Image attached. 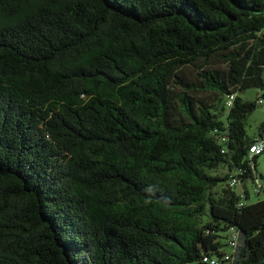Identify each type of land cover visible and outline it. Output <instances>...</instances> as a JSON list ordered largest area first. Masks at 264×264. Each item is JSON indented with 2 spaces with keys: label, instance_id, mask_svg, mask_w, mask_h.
<instances>
[{
  "label": "trees",
  "instance_id": "obj_1",
  "mask_svg": "<svg viewBox=\"0 0 264 264\" xmlns=\"http://www.w3.org/2000/svg\"><path fill=\"white\" fill-rule=\"evenodd\" d=\"M249 87L264 0H0V264H264Z\"/></svg>",
  "mask_w": 264,
  "mask_h": 264
},
{
  "label": "rangeland",
  "instance_id": "obj_2",
  "mask_svg": "<svg viewBox=\"0 0 264 264\" xmlns=\"http://www.w3.org/2000/svg\"><path fill=\"white\" fill-rule=\"evenodd\" d=\"M213 67H218L219 69H223L224 64L223 63H216V64H211ZM193 73L192 68L187 67L184 70V75L186 78H189L191 74ZM261 90L256 88V87H249L244 90H241L238 92V94L244 99V100H254L255 98H261L264 101V97H261ZM210 95L211 94H203V93H197L195 94L196 98L201 99V100H210ZM264 120V111L263 107L261 105H257L256 108L250 113V115L247 117V123L245 126L246 133L249 137H256L259 132V127L261 122ZM226 169H218L217 174H225ZM256 173L257 176L263 181L264 180V152L260 153L257 155L255 158V171H253V174ZM260 180V181H261ZM245 187L249 193V198L247 199L248 202H254L256 200L264 199V192L259 191L256 192V184L253 182L252 178H246L244 180ZM233 190L239 194L242 189V184H236L232 186ZM226 251L228 250L227 248L225 249ZM219 264H230L228 261L224 263Z\"/></svg>",
  "mask_w": 264,
  "mask_h": 264
},
{
  "label": "built area",
  "instance_id": "obj_3",
  "mask_svg": "<svg viewBox=\"0 0 264 264\" xmlns=\"http://www.w3.org/2000/svg\"><path fill=\"white\" fill-rule=\"evenodd\" d=\"M230 99L232 98L233 99V95H230L229 97ZM258 103L259 104H262V100H258ZM231 104V102H228V105ZM225 138H222V140H224ZM222 152H224V148L221 149ZM248 151H249V157L252 158L254 155H257V154H260L264 151V137H261V138H256L255 141H253L249 147H248ZM242 173V170L240 169H237L235 171L232 172V174L229 175V180H228V183L230 186H234L236 184H239L241 182V179L239 177V175ZM253 182L256 184V191L258 189H260V187L262 186V183L260 181V179H258L257 177H255L253 179ZM237 234L238 232H234L233 230H231V239H230V244L232 245L233 247V250L232 252H234V248H235V245H236V239H237ZM231 255V254H230ZM224 259L225 260H231L232 261V258L231 256L229 255H225L224 256ZM204 261H209V264H216L215 260L214 259H208L207 257H204L203 258Z\"/></svg>",
  "mask_w": 264,
  "mask_h": 264
}]
</instances>
